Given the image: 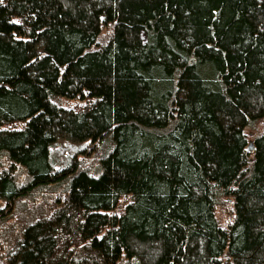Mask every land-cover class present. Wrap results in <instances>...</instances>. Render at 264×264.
Here are the masks:
<instances>
[{
	"label": "trees",
	"instance_id": "1",
	"mask_svg": "<svg viewBox=\"0 0 264 264\" xmlns=\"http://www.w3.org/2000/svg\"><path fill=\"white\" fill-rule=\"evenodd\" d=\"M263 119L264 0H0V264H264Z\"/></svg>",
	"mask_w": 264,
	"mask_h": 264
},
{
	"label": "rangeland",
	"instance_id": "2",
	"mask_svg": "<svg viewBox=\"0 0 264 264\" xmlns=\"http://www.w3.org/2000/svg\"><path fill=\"white\" fill-rule=\"evenodd\" d=\"M263 133H264V119L258 122L254 127L247 128L245 130V134L248 137V145L253 144L254 139ZM72 155L79 156V154L77 153L76 154L73 153ZM4 206H5L4 202L0 200V209H2ZM217 216L222 226L228 225L231 222V218H232L231 203L228 201H224L223 204L221 203V205L217 209Z\"/></svg>",
	"mask_w": 264,
	"mask_h": 264
},
{
	"label": "water",
	"instance_id": "3",
	"mask_svg": "<svg viewBox=\"0 0 264 264\" xmlns=\"http://www.w3.org/2000/svg\"><path fill=\"white\" fill-rule=\"evenodd\" d=\"M248 149H249V152H250V153L253 152V150H254V146H253V144L249 145V146H248Z\"/></svg>",
	"mask_w": 264,
	"mask_h": 264
}]
</instances>
